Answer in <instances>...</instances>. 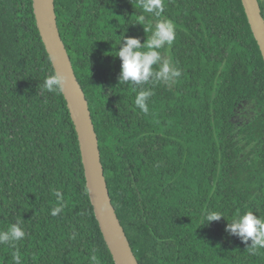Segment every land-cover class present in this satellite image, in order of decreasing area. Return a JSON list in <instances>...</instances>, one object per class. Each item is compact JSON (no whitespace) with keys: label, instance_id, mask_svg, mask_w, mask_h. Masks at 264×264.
Wrapping results in <instances>:
<instances>
[{"label":"trees","instance_id":"16d2710c","mask_svg":"<svg viewBox=\"0 0 264 264\" xmlns=\"http://www.w3.org/2000/svg\"><path fill=\"white\" fill-rule=\"evenodd\" d=\"M264 17V2L259 0ZM181 69L151 88L119 83L123 36L146 42L140 0H56L62 40L89 103L117 215L140 264H264L226 232L264 217V60L242 0H164ZM141 17H144L141 19ZM144 28L148 29L147 33ZM33 0H0V264H115L91 203L78 134L53 74ZM224 218L202 226L203 212ZM55 213V214H53Z\"/></svg>","mask_w":264,"mask_h":264},{"label":"water","instance_id":"95a60500","mask_svg":"<svg viewBox=\"0 0 264 264\" xmlns=\"http://www.w3.org/2000/svg\"><path fill=\"white\" fill-rule=\"evenodd\" d=\"M33 2L37 26L46 51L56 58L55 64H52L54 70L68 77L63 96L78 134L87 187L105 242L115 264H140L113 206L89 103L58 27L56 0ZM242 3L264 60V17L260 2L242 0Z\"/></svg>","mask_w":264,"mask_h":264},{"label":"clouds","instance_id":"9594fccd","mask_svg":"<svg viewBox=\"0 0 264 264\" xmlns=\"http://www.w3.org/2000/svg\"><path fill=\"white\" fill-rule=\"evenodd\" d=\"M141 7L146 13L156 17L151 36L141 43L139 38L123 36L116 57L121 61L119 83H126L140 88L135 96V106L141 112H149L148 102L153 96L151 88L145 85L172 84L182 74L181 69L175 66L171 57L165 55L176 39V26L167 18H161L164 12V0H140ZM144 17H141L143 19ZM147 33L148 29L144 28ZM48 61L55 64L56 58L49 54ZM68 85V77L59 71L47 76L43 88L47 92L60 94ZM55 214V213H53ZM224 218L219 211L209 210L200 217L202 226H211L213 222ZM226 232L238 237L243 243L251 245L247 248L253 254L264 249V217L257 216L252 211L235 216L228 222ZM25 231L17 224H13L7 231H0V244L15 245V242L25 237ZM14 260L19 264V256L14 253ZM91 264H97V256L93 250L90 256Z\"/></svg>","mask_w":264,"mask_h":264},{"label":"rangeland","instance_id":"374dc122","mask_svg":"<svg viewBox=\"0 0 264 264\" xmlns=\"http://www.w3.org/2000/svg\"><path fill=\"white\" fill-rule=\"evenodd\" d=\"M262 2H264V0H262Z\"/></svg>","mask_w":264,"mask_h":264}]
</instances>
